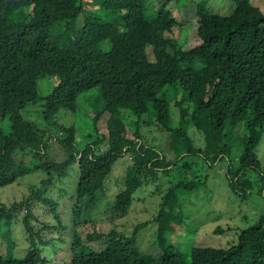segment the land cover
I'll use <instances>...</instances> for the list:
<instances>
[{"label":"trees","instance_id":"1","mask_svg":"<svg viewBox=\"0 0 264 264\" xmlns=\"http://www.w3.org/2000/svg\"><path fill=\"white\" fill-rule=\"evenodd\" d=\"M173 1L169 9V0L156 6L146 0H0V189L35 172L62 183L73 166L78 169L70 195L72 238L63 248L68 264H264V214L240 228L227 248L179 251L167 237L184 222L186 196L203 181L173 180L162 194L153 185L175 175L179 164L190 169L181 163L186 153L209 166L223 162L231 194L239 201L256 195L264 203L257 153L264 136V7L232 0V11L219 14L206 0ZM184 4L194 10L185 22ZM43 78L54 84L41 97ZM93 89L100 104L90 120L91 141L79 147L77 127L57 125L55 116L60 110L75 113L79 96ZM35 105L42 126L24 113ZM153 126L179 144L168 149L173 159L143 141L141 131ZM189 127L202 134V148L194 146ZM127 155L131 163L120 190L101 205L107 179ZM57 198L38 190L10 209L0 208V264H47L40 248L49 241L40 234L62 225ZM157 201L153 218L134 225L131 235L80 231L101 209L112 221L134 204L145 210ZM36 204L57 226L33 216ZM20 208L26 210L28 248L17 258L11 227ZM149 224H157L158 256L138 248V233Z\"/></svg>","mask_w":264,"mask_h":264},{"label":"rangeland","instance_id":"2","mask_svg":"<svg viewBox=\"0 0 264 264\" xmlns=\"http://www.w3.org/2000/svg\"><path fill=\"white\" fill-rule=\"evenodd\" d=\"M164 0H146L150 6H156ZM200 2L201 0H195ZM208 6L212 11L219 14H229L233 9L232 0H206ZM254 5L264 7V4L260 0H253ZM174 1L169 0L167 8L173 9ZM193 9L188 4H184L181 7V17L183 22L192 18ZM148 57L151 60V49H147ZM42 81V82H41ZM41 82V83H40ZM54 81L52 79L43 78L39 81V96L43 97L47 95ZM98 90L93 89L82 93L78 98V108L75 113L60 110L55 116L57 125L70 126L74 125L77 127L75 139L78 142L77 145L80 147L85 142L91 141L87 139L88 134H92L91 131V118L93 117L96 106L100 104L97 100ZM181 97V94H179ZM173 116L175 120L172 121L174 127L177 126L178 110L172 105ZM24 113L32 121H36V124H41V113L39 105L30 106L24 110ZM187 132L197 148L204 146L202 134L194 128H188ZM143 141L155 145L160 151L165 153L167 159H173L174 155L168 149H179V144H173L171 140L168 141V133L165 130L157 129V127L145 128L141 131ZM263 141L257 147V153L259 160L264 168V136ZM54 147V146H53ZM52 147V148H53ZM51 148V150H53ZM185 158L181 163L187 162L190 169H183L180 166L174 167L175 175L172 173L171 176L164 177L157 183L156 194H162L165 192L169 183L188 180H201V184L196 190L186 196L187 203L182 208V214L184 222L181 225L175 226L176 231L170 233L167 237L169 246L179 250L188 252L193 246H206V247H221L227 248L230 244L235 242L236 235L239 229L245 227L255 221H257L260 215L264 214V203L261 199L254 195L247 201H239L230 192L227 181L225 178V164L223 162H216L209 166L202 158H194L188 154H182ZM131 163V156H123V158L117 161L113 172L107 179L106 195L101 200V205H105L107 202L113 200V196L120 190L122 185V178L126 167ZM184 173L185 176L182 174ZM78 169L73 166L68 171V176L62 183H55L51 179H47V176L41 172H35L21 178L18 182L12 185L6 186L0 189V208L10 209L13 203H20L24 198H29L30 195L36 191H47L48 198H57L58 190L64 189L67 193L63 196H59L58 202V214L60 215V223L62 224L59 228L56 227L54 230L44 231L42 234L46 241H49L46 248H40L41 257L47 261V264H68L67 251L66 256L63 257V248L69 246L72 238L71 234V215L70 209L72 201L70 199L71 191L77 181ZM154 188V187H153ZM145 193L141 190L138 194ZM153 197V195L151 196ZM158 201L154 204V207L146 208L142 210L140 205L134 204L130 211L123 217H119L115 220L110 221L109 218L102 213V209L99 215H93L90 221L85 226L80 228V231L85 234L95 229L98 232L107 234L112 230H115L126 236L131 235L133 226L139 223L151 220L152 213L157 209ZM32 209L33 216L40 222H45L48 225H56V222L51 218V215L45 212V208L41 204L33 205ZM26 215L25 208L16 210L13 215L14 220L12 222L11 232L12 238L15 243L14 249H12L13 257H22L27 248V235L24 233V226L22 224L23 217ZM31 224L34 229L40 227L41 224H36L34 220H31ZM65 225V229H63ZM57 226V225H56ZM220 229L221 232L217 233ZM79 231V228L77 229ZM130 231V232H129ZM157 224H149L145 226L138 233V248L139 250L148 255L158 256L161 252L158 247L157 240Z\"/></svg>","mask_w":264,"mask_h":264}]
</instances>
